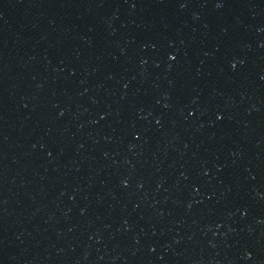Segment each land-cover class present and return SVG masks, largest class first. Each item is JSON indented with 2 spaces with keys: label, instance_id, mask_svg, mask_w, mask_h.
<instances>
[{
  "label": "water",
  "instance_id": "1",
  "mask_svg": "<svg viewBox=\"0 0 264 264\" xmlns=\"http://www.w3.org/2000/svg\"><path fill=\"white\" fill-rule=\"evenodd\" d=\"M0 264H264V0H0Z\"/></svg>",
  "mask_w": 264,
  "mask_h": 264
}]
</instances>
